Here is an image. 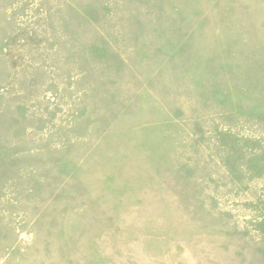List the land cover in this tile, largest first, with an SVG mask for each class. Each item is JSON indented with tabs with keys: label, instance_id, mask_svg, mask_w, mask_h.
I'll return each mask as SVG.
<instances>
[{
	"label": "rangeland",
	"instance_id": "obj_1",
	"mask_svg": "<svg viewBox=\"0 0 264 264\" xmlns=\"http://www.w3.org/2000/svg\"><path fill=\"white\" fill-rule=\"evenodd\" d=\"M0 264H264V0H0Z\"/></svg>",
	"mask_w": 264,
	"mask_h": 264
}]
</instances>
